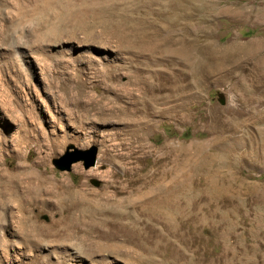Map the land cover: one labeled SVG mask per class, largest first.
<instances>
[{
    "label": "rangeland",
    "instance_id": "374dc122",
    "mask_svg": "<svg viewBox=\"0 0 264 264\" xmlns=\"http://www.w3.org/2000/svg\"><path fill=\"white\" fill-rule=\"evenodd\" d=\"M0 264H264V0H0Z\"/></svg>",
    "mask_w": 264,
    "mask_h": 264
},
{
    "label": "water",
    "instance_id": "95a60500",
    "mask_svg": "<svg viewBox=\"0 0 264 264\" xmlns=\"http://www.w3.org/2000/svg\"><path fill=\"white\" fill-rule=\"evenodd\" d=\"M224 101L220 99V104H223ZM72 149V147H69L67 149V153L65 157H63L61 160L54 161V165L57 167V169L61 171H69L72 164L83 162V168L85 170L92 168L95 164V155H96V149L91 148L87 153H82L78 151H74L73 153H69L68 150Z\"/></svg>",
    "mask_w": 264,
    "mask_h": 264
},
{
    "label": "trees",
    "instance_id": "16d2710c",
    "mask_svg": "<svg viewBox=\"0 0 264 264\" xmlns=\"http://www.w3.org/2000/svg\"><path fill=\"white\" fill-rule=\"evenodd\" d=\"M255 32V30H247L244 34L245 35H252Z\"/></svg>",
    "mask_w": 264,
    "mask_h": 264
}]
</instances>
